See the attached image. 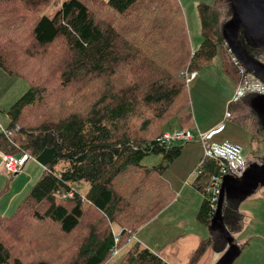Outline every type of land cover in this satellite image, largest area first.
I'll list each match as a JSON object with an SVG mask.
<instances>
[{"label":"trees","instance_id":"1","mask_svg":"<svg viewBox=\"0 0 264 264\" xmlns=\"http://www.w3.org/2000/svg\"><path fill=\"white\" fill-rule=\"evenodd\" d=\"M50 5L53 13L43 14ZM199 11L203 42L194 51L179 0H0V68L28 84L4 111L12 134L0 131V152L43 167L12 213H0V264H165L128 241L174 199L163 173L181 147L155 140L189 110L187 74L219 54L225 76L244 79L221 34L229 1ZM262 51L249 50L264 63ZM253 96L231 105L241 100L236 111L246 114L244 98ZM149 153H162V163L143 165ZM200 170L196 220L209 229L206 189L219 165L205 159ZM235 202L223 204L231 234L243 222ZM221 241L211 233L194 260Z\"/></svg>","mask_w":264,"mask_h":264},{"label":"rangeland","instance_id":"2","mask_svg":"<svg viewBox=\"0 0 264 264\" xmlns=\"http://www.w3.org/2000/svg\"><path fill=\"white\" fill-rule=\"evenodd\" d=\"M216 1L217 0H179L189 40L194 51H197L203 42L199 19V6L203 4L213 6ZM53 11L54 6L50 5L49 8L44 10L43 14L50 16ZM220 18H223V20ZM219 19V23H221L222 26L224 15H220ZM260 53L264 54V51ZM218 56L220 57V55ZM212 66L213 63L211 62L209 65H204L197 69L196 72H193L195 76L192 79H190L189 74H187V77L189 76L190 79L187 82L189 100L188 111L192 119V126L189 127V131L197 136V132L201 129L211 128L215 121H220L213 129L222 126L224 130L220 134L213 136L211 142L217 145H236L242 150L243 156L248 159V162H257L258 159L264 157V136L257 134V131L261 129L262 125L257 115L249 107L250 99H248V97L244 98V104L247 107L243 106L242 112L246 114L238 113L236 107H238V105L241 106V100L234 102L232 105V100L228 102L230 94L232 93V87L230 85L218 83L213 69L209 71L205 70L206 67L212 68ZM0 73L1 75H5L1 68ZM13 80H15L16 83L11 85L9 93L6 97H3V102L0 104H5V102L9 101L11 92L14 93L19 91L20 94L17 95L12 93V95L15 96V101L27 88L28 84L25 79L12 75L11 81ZM7 104L5 106H8ZM183 114L184 112L181 113V115ZM0 115H2L0 116L1 131L6 127L7 122L5 121L6 116L1 112ZM179 116L173 118L169 122L165 128L167 131L172 128V124H179ZM198 128L200 130H198ZM175 146L181 147V153L178 158H176V161L174 160L175 162L173 161L169 165V168L163 173V179L170 185L172 192H174V199L151 221L134 232V240H131V242L135 241L141 243V245L150 251L153 250V253H160L166 258H169L170 253L173 252L175 258L183 259L185 255L184 251L181 250L180 252H176V249L172 248L176 246L181 238L195 234L197 236H202L203 239L213 232L196 220V210L199 209L203 202V195L191 186V183L198 176L197 168L199 167L200 160L198 159L197 162L195 161L199 155L202 157V154H200L202 152L201 143L198 139H195L191 142L175 143ZM162 161V153H149L144 156L142 164L147 167H152L160 165ZM1 163L2 158L0 156V164ZM39 166L40 164L37 163L34 158L27 156L25 164H23L22 169L17 174L10 176L3 173L5 176H2V181H0V209L7 207L4 214L12 213L25 193L30 190L32 184L42 172V168L40 169ZM15 177H17V179L9 183L8 188H6L8 181ZM27 178H30L31 181H29L26 186L14 185L16 182L24 181ZM6 181L7 183L4 184ZM185 183L187 184L185 185ZM1 186H4L6 190L2 189ZM21 188L28 189H25L22 193L23 189L21 190ZM78 189L82 195H85L87 184L84 182L79 183ZM18 190H20V192L15 193ZM234 209L240 216L243 215V222L245 225L243 230L238 233L236 242L242 245V247L245 242H248L249 245L240 253L233 264H264V187L257 189V191L247 199L238 203L235 202ZM218 245H208L202 257L197 261L194 260L195 249V251H192L189 255L188 263L199 264L200 262L201 264L200 260L204 258L209 251L211 252V257H213L216 255L213 249H216ZM219 251L218 253H222ZM121 254L122 253H120V256ZM177 254L180 257H177ZM221 255H219L217 260Z\"/></svg>","mask_w":264,"mask_h":264},{"label":"water","instance_id":"3","mask_svg":"<svg viewBox=\"0 0 264 264\" xmlns=\"http://www.w3.org/2000/svg\"><path fill=\"white\" fill-rule=\"evenodd\" d=\"M228 1L231 15L221 28L224 43L238 64L264 84V63L249 52L264 50V0ZM249 104L264 129V95L253 96ZM260 187H264V157L259 163H249L240 177H223L209 229L217 233L227 247L215 264H233L240 255V248L225 225L224 202L243 201Z\"/></svg>","mask_w":264,"mask_h":264},{"label":"built area","instance_id":"4","mask_svg":"<svg viewBox=\"0 0 264 264\" xmlns=\"http://www.w3.org/2000/svg\"><path fill=\"white\" fill-rule=\"evenodd\" d=\"M234 63L238 66L239 72L244 75L243 82L236 87V91L232 101H237L247 94L252 95H264V84L255 78L254 76L247 73L244 68L238 64L236 59L233 57ZM186 82H188V77H186ZM221 126L212 129L205 134L197 133V136L194 135L189 130H179L173 132H164L160 137H158L155 142L159 145L168 146L175 142H191L195 139H198L203 147V157L197 168V175L201 174L200 167L205 159H212L217 162L219 165V170L217 174L211 177L209 185L206 189L207 193L211 195V207L215 211L219 189L222 182V179L226 175H231L234 177H240L246 171L248 167V160L243 156L242 150L236 145H217L211 142L213 136L220 132ZM6 136L12 134L11 130L5 131L1 130ZM2 158V170L6 175H15L22 169L23 164L27 155L24 153L19 157H15L10 153L0 152ZM72 194H68L67 197H71ZM62 198L65 195L61 196ZM134 233L129 235V240H134ZM119 238L115 236L114 242L117 243ZM119 253V249L115 248L111 254V257L114 258Z\"/></svg>","mask_w":264,"mask_h":264},{"label":"crops","instance_id":"5","mask_svg":"<svg viewBox=\"0 0 264 264\" xmlns=\"http://www.w3.org/2000/svg\"><path fill=\"white\" fill-rule=\"evenodd\" d=\"M191 44V43H190ZM191 48H192V46H191ZM192 50H193V48H192ZM219 55V54H218ZM215 56L214 58H213V61H212V63H213V66H212V68H210V67H206L205 68V70H207V71H209L210 69H213V73L216 75V78H217V82L218 83H222V84H226V85H230L231 87H232V93L230 94V97H229V100H228V102H230V100H232V98L234 97V94H235V91H236V87H237V84H235L233 81H231L229 78H227L224 74H223V71H222V66H221V59H220V57L219 56ZM2 70V69H1ZM3 72V71H2ZM4 73V72H3ZM5 75H1V73H0V87H2V88H0V103L1 102H3V97H6V95L9 93V88H11V85L12 84H15L16 83V81L15 80H13V81H11V75H7L6 73H4ZM189 76H190V79H192L195 75H194V73H190L189 74ZM189 76H188V81L190 80L189 79ZM12 93L13 92H11V97L9 98V101H7V102H5V104H0V112L1 113H3L4 114V111L5 110H7L8 108H9V106L11 105V103H12V101H14V98H15V96H13L12 95ZM14 95H17V94H20V92L19 91H16V92H14L13 93ZM8 103V104H7ZM8 105V106H5V105ZM5 115V114H4ZM0 116H2V115H0ZM6 116V115H5ZM5 121L8 123V119H7V117H6V119H5ZM178 123L179 124H172V128L171 129H169V131H165V132H173V131H179V130H189V127H191L192 126V119H191V117H190V113H189V111H187V112H185L183 115H180L179 116V119H178ZM220 123V121H215L213 124H212V127L211 128H208V129H201V130H203V131H201L199 128H198V130H200V131H198L197 133H200V134H205L206 132H208V131H210V130H212L214 127H216L218 124ZM203 128V127H202ZM221 130H220V132L219 133H217V134H220L224 129H223V127L221 126ZM204 130H206V131H204ZM205 132V133H204ZM216 134V135H217ZM215 136V135H214ZM199 141V140H198ZM200 142V141H199ZM201 143V142H200ZM201 148H202V152L200 153V154H202V157H203V147H202V144H201ZM202 157H200V155L196 158V161L195 162H197V160L199 159L200 161H201V159H202ZM248 160V159H247ZM176 161V160H175ZM174 161V162H175ZM254 162H256V161H254ZM249 163H252V162H249ZM40 167V169L42 168L43 169V167L42 166H39ZM169 168V167H168ZM18 173V172H17ZM16 173V174H17ZM42 173V172H41ZM39 174V173H38ZM41 175V174H40ZM2 176H5L4 174H3V170H2V164H0V181H2ZM39 178V177H38ZM15 179H17V177H15L14 179H12V180H9L8 181V184L6 185V188H8V185H9V183H11L12 181H14ZM29 181H31V179L30 178H27V179H25L24 181L22 180L21 182H16L14 185L15 186H26V184L29 182ZM7 183V181L6 182H4V184H6ZM193 183V182H192ZM192 183H191V186H192ZM187 183H185V185H186ZM170 186V185H169ZM2 187V186H1ZM193 187V186H192ZM6 188L3 186L2 187V189H4V190H6ZM171 188V187H170ZM195 188V187H194ZM193 188V189H194ZM23 189V191H22V193L25 191V189L24 188H21V190ZM28 189V188H27ZM26 189V190H27ZM172 189V188H171ZM20 192V190H18V191H16L15 193H19ZM27 193V192H26ZM25 193V194H26ZM174 193V192H173ZM25 196V195H24ZM23 196V197H24ZM7 207H3V208H1L0 209V211H2V212H0L1 214H4V211H5V209H6ZM198 210V209H197ZM197 210H196V212H197ZM242 215V214H241ZM242 218L244 219V217H243V215H242ZM229 226H231V222H230V224H229ZM245 225H244V222L243 223H241V226H240V228L237 230V231H233L232 232V236L234 237V241H236V239H237V236H238V233L239 232H241L242 230H243V227H244ZM211 235L210 234H208L206 237H204V238H208V237H210ZM203 238V239H204ZM202 239V236H197V235H195V234H192V235H189V236H187V237H184V238H181L179 241H178V243L176 244V246L175 247H172L173 249H176V252H180L181 250L182 251H184V253H185V255H184V257H183V259H178V258H175L174 256H173V252H171L170 253V257L169 258H166L164 255H162V254H160V253H157V252H155L164 262H165V264H189L188 263V259H189V255L191 254V252L192 251H195V249L197 250V248L199 247V244H200V242L203 240ZM223 240V239H222ZM218 243V242H217ZM238 244V243H237ZM244 244V246L242 247V249H240L241 251H240V253L245 249V248H247L248 247V245H249V243L248 242H245V243H243ZM218 245V244H217ZM226 247H227V245H226V243L224 242V240H223V242L221 241V242H219V245L216 247V249H213L214 251H215V253H216V255H214L213 257H211V252L209 251L208 253H207V255L204 257V258H202L200 261H201V264H214L215 263V261L217 260V258L219 257V255H221V254H223V252L225 251V249H226ZM220 250V251H219ZM153 251V250H152ZM218 251L219 252H222V253H218ZM154 252V251H153ZM177 257H180L178 254H177ZM202 257V256H201ZM200 257V258H201ZM239 257V256H238ZM199 258V259H200ZM199 264H200V262H199ZM263 264V263H262Z\"/></svg>","mask_w":264,"mask_h":264}]
</instances>
